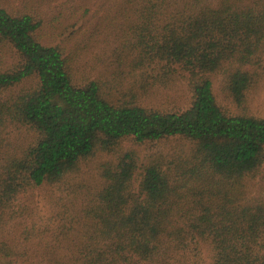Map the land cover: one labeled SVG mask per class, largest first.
Instances as JSON below:
<instances>
[{
    "label": "trees",
    "instance_id": "1",
    "mask_svg": "<svg viewBox=\"0 0 264 264\" xmlns=\"http://www.w3.org/2000/svg\"><path fill=\"white\" fill-rule=\"evenodd\" d=\"M122 1L134 67L167 84L184 77L185 109L77 82L62 47L42 40V17L0 0V47L12 51L0 55V221L22 194L71 184L84 163L109 157L76 188L87 192L72 245L25 263L0 243V264H204L207 247L209 264H264V193L246 189L264 179V116L247 107L264 61V0ZM221 71L236 111L216 94ZM127 143L170 146L140 163Z\"/></svg>",
    "mask_w": 264,
    "mask_h": 264
},
{
    "label": "rangeland",
    "instance_id": "2",
    "mask_svg": "<svg viewBox=\"0 0 264 264\" xmlns=\"http://www.w3.org/2000/svg\"><path fill=\"white\" fill-rule=\"evenodd\" d=\"M15 10L31 11L43 19L40 30L46 44L59 45L70 60L74 79L85 83L97 80L115 101L133 96L142 105L165 109H185L191 101V91L184 77H177L169 84L158 81L159 71L134 67V28L128 15L123 11L122 0H4ZM130 17V18H129ZM12 51L0 47V55L10 61ZM264 58V49L259 53ZM250 66H248L249 68ZM150 84V85H149ZM214 86L218 99L228 108L237 107L228 98L226 74L224 71L214 76ZM248 110L264 116V61L259 67V78L253 80L247 91ZM11 127V126H10ZM9 127V128H10ZM152 145H133L140 155V163L159 150L167 153L170 145L152 148ZM124 148V149H125ZM109 157H99L82 165V172L71 184L46 186L22 194L7 214V221H0V243L13 247L20 255V262H46L51 252L64 251L72 245L79 229V207L85 199L86 189L76 191L81 185L90 184L100 177L102 161ZM261 173L249 178L247 197H260L264 193V179ZM77 193H76V192ZM204 264H209V249H203Z\"/></svg>",
    "mask_w": 264,
    "mask_h": 264
}]
</instances>
